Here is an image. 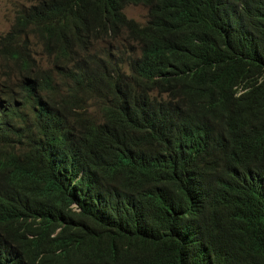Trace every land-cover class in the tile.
<instances>
[{
	"label": "trees",
	"instance_id": "trees-1",
	"mask_svg": "<svg viewBox=\"0 0 264 264\" xmlns=\"http://www.w3.org/2000/svg\"><path fill=\"white\" fill-rule=\"evenodd\" d=\"M0 57V264H264V0H30Z\"/></svg>",
	"mask_w": 264,
	"mask_h": 264
},
{
	"label": "clouds",
	"instance_id": "clouds-1",
	"mask_svg": "<svg viewBox=\"0 0 264 264\" xmlns=\"http://www.w3.org/2000/svg\"><path fill=\"white\" fill-rule=\"evenodd\" d=\"M21 10V9H18ZM125 12V9H124ZM127 15V14H126ZM10 30V29H9ZM8 30V31H9ZM7 31V32H8ZM44 35L41 32H34L30 37L33 41V46L35 48L34 57L36 59V54H38V50L43 52L46 50L47 45H52L57 42V39H46L43 37ZM76 38L70 40V42L74 43L76 42ZM60 42L64 44V38L60 39ZM53 52H50V54H44L51 59H53V62L50 63V65L43 66V62L38 61V63L44 67V68H50L54 67V72L56 74V79L61 80L62 74L64 70V63H60L58 60V49L54 48ZM57 63H56V62ZM55 63V64H54ZM12 66V62L9 60H6L3 57H0V68L2 72L9 71V69ZM94 69V64L89 65L86 67L85 72L86 74H89L92 76ZM5 75L3 74V77ZM58 93H61L62 91L60 89L57 90ZM166 95L163 94L160 90H150V91H143L141 89H134L130 91L127 94L126 98V110L124 112V122L131 119V118H140L150 127L154 128V117L158 109H160L165 101ZM43 103V102H41ZM92 104V103H91ZM90 104V105H91ZM101 107L103 108V105L101 104ZM89 111V110H88ZM103 112L101 111V115L98 117L94 114V119H96L98 122L102 120Z\"/></svg>",
	"mask_w": 264,
	"mask_h": 264
},
{
	"label": "rangeland",
	"instance_id": "rangeland-1",
	"mask_svg": "<svg viewBox=\"0 0 264 264\" xmlns=\"http://www.w3.org/2000/svg\"><path fill=\"white\" fill-rule=\"evenodd\" d=\"M30 0H0V40L2 36L12 27L16 12L18 9L25 8L29 5ZM148 7L142 4L134 5L130 4L125 8V13L129 18H132L140 23H146L148 16ZM38 54H36V59L43 62V66L50 65L53 62V59L42 54L40 49ZM89 112L92 115L100 116L101 115V104L100 102H93L88 107Z\"/></svg>",
	"mask_w": 264,
	"mask_h": 264
},
{
	"label": "bare ground",
	"instance_id": "bare-ground-1",
	"mask_svg": "<svg viewBox=\"0 0 264 264\" xmlns=\"http://www.w3.org/2000/svg\"><path fill=\"white\" fill-rule=\"evenodd\" d=\"M229 159V158H228ZM233 216V215H232Z\"/></svg>",
	"mask_w": 264,
	"mask_h": 264
}]
</instances>
